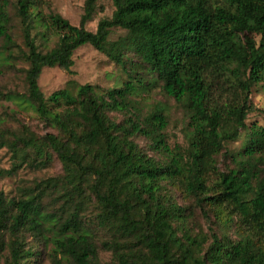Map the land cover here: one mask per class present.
Listing matches in <instances>:
<instances>
[{"label": "trees", "instance_id": "1", "mask_svg": "<svg viewBox=\"0 0 264 264\" xmlns=\"http://www.w3.org/2000/svg\"><path fill=\"white\" fill-rule=\"evenodd\" d=\"M40 1L16 0L15 14L27 63L22 98L48 131L23 126L0 145L12 153L11 171L53 159L61 171L16 197L0 193L3 264H38L50 243L67 264H104L99 249L110 264H264V126L246 123L250 88L264 86V0H111V16L94 31L86 23L98 0L84 1L77 24L41 14ZM8 4L0 0L2 51L18 47ZM35 22L57 36L46 51L35 43ZM115 29L123 33L112 38ZM85 44L120 66L121 84L45 96L42 69L71 73ZM157 86L185 109L184 146L168 144L160 108L141 105ZM240 138L237 149L227 147ZM192 206L207 219L206 233L189 229Z\"/></svg>", "mask_w": 264, "mask_h": 264}, {"label": "rangeland", "instance_id": "2", "mask_svg": "<svg viewBox=\"0 0 264 264\" xmlns=\"http://www.w3.org/2000/svg\"><path fill=\"white\" fill-rule=\"evenodd\" d=\"M84 1L41 0L38 10L41 14H48L50 11L59 13L71 24H77L83 13ZM15 2L16 0H9L7 11L11 18L10 31L18 47L9 51L0 49V141H3V136L5 138L10 137L11 132H21L23 126L37 134H43L48 131L43 122L38 119L34 106L28 100L22 98V95L26 94L27 90L24 71L27 68V63L22 55L25 46L23 44L20 19L15 14ZM113 8L111 0H98L92 17L86 23V28L94 31L101 18L111 16ZM35 23L36 29L32 31V35H35V43L40 50L46 51L54 46L57 36L51 29H44L39 23ZM36 30H41L43 32L42 35L35 34ZM122 33V30L115 29L112 38ZM73 61L71 73L58 67H44L42 69L38 85L45 96L61 88H65L70 95L74 96L77 86L83 83H89L97 89H107L112 86H119L124 79L120 66L89 44L82 45L74 51ZM248 101L252 110L247 115L246 123L248 125L256 123L264 126V86L261 83L254 84L250 88ZM65 104V102H62L61 106L64 107ZM141 105L146 111L154 107L162 110L166 119L164 132L171 147L174 145L184 146L186 144L188 117L182 103L164 93L157 86L143 97ZM4 140L6 142L7 138ZM242 140L240 138L238 141L228 143L227 147L231 150L237 149ZM5 142L4 145H0V193H3L5 198L16 197L21 187L32 186L41 179L60 173V164L55 159L42 168L35 169L22 166L16 171H11L13 164L12 153ZM138 143L142 148L147 149V143L144 139L139 138ZM219 162H222L221 157ZM174 196L179 204L187 205L191 203V201L182 198L178 193H174ZM191 209L193 213L187 224L189 229L193 233H206L209 223L204 214L195 206H192ZM91 213L92 210L89 208L83 214L86 224L88 223L87 219L91 217ZM229 225L227 232L234 238L237 234L236 227L233 222ZM94 230L96 239L104 237L98 230ZM96 241L98 242L99 240ZM52 249L51 243L44 248L38 264H67L64 257H61L60 253H53ZM98 254L102 263H111L110 254L107 251L99 249ZM3 260V257L0 258V264H3ZM31 262V258L27 260V264Z\"/></svg>", "mask_w": 264, "mask_h": 264}]
</instances>
